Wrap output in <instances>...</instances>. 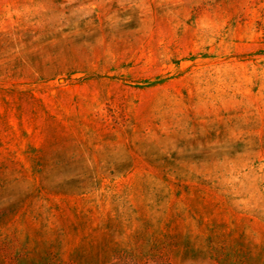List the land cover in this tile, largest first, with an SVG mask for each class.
<instances>
[{"label": "rangeland", "instance_id": "1", "mask_svg": "<svg viewBox=\"0 0 264 264\" xmlns=\"http://www.w3.org/2000/svg\"><path fill=\"white\" fill-rule=\"evenodd\" d=\"M0 264H264V0H0Z\"/></svg>", "mask_w": 264, "mask_h": 264}]
</instances>
